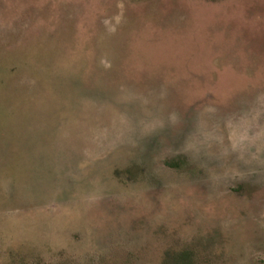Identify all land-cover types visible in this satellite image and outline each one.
<instances>
[{
    "label": "rangeland",
    "instance_id": "1",
    "mask_svg": "<svg viewBox=\"0 0 264 264\" xmlns=\"http://www.w3.org/2000/svg\"><path fill=\"white\" fill-rule=\"evenodd\" d=\"M264 264V0H0V264Z\"/></svg>",
    "mask_w": 264,
    "mask_h": 264
},
{
    "label": "trees",
    "instance_id": "2",
    "mask_svg": "<svg viewBox=\"0 0 264 264\" xmlns=\"http://www.w3.org/2000/svg\"><path fill=\"white\" fill-rule=\"evenodd\" d=\"M191 259V253L189 251H184L170 255L166 264H191Z\"/></svg>",
    "mask_w": 264,
    "mask_h": 264
}]
</instances>
